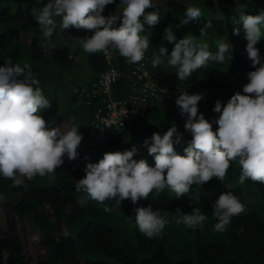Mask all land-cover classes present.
Returning a JSON list of instances; mask_svg holds the SVG:
<instances>
[{"label":"clouds","instance_id":"clouds-1","mask_svg":"<svg viewBox=\"0 0 264 264\" xmlns=\"http://www.w3.org/2000/svg\"><path fill=\"white\" fill-rule=\"evenodd\" d=\"M116 0H47L35 20L45 40H50L59 28L60 32L73 27L91 33L73 42L89 54L118 52L128 64L137 65L145 58L150 46L145 26L152 28L159 23V11L153 0H119L121 12L103 15L104 9ZM247 5L241 6L239 23L242 24L243 38L247 41V58L254 70L247 73L248 82L243 86V94L235 92L226 103L217 100L213 111L218 114L213 120L199 112L198 102L203 94L181 92L175 100L179 114L185 118V129L191 133V140L179 154L174 145L182 142V134L173 124L163 134L153 133L145 139L143 146L154 158V166L146 159H134L138 149L105 152L97 163H88L85 175L77 180L75 191L78 206H86L89 201L104 205L103 211L113 209L105 202L114 200L118 206L130 199L135 205L148 199L154 191L162 193L170 190L179 199L193 187L202 186L213 178L223 182L232 162L240 168L238 183L246 180L264 184V63L259 49L264 29V9L259 14H246ZM122 14V16L120 15ZM203 13L199 7L188 6L182 25L197 22ZM56 18H61L58 23ZM119 21V26L116 25ZM213 25L207 22L200 28V36L207 35ZM241 29L234 28L233 34L240 35ZM164 39L174 43L168 55L167 49L159 47V54L152 59L155 68L165 61L175 69L180 81L187 80L194 71L206 67L209 61L223 63L230 45L217 40V51L213 53L207 42H197L187 35L176 41L171 28L165 29ZM231 59V56H230ZM11 60L0 66V176L13 181V186H21L24 177L32 180L36 176L45 177L64 163V156L75 160L82 142V134L73 124L67 131L61 126H49L42 115L51 107V101L39 87L40 80L33 73L31 65L14 64ZM213 124L217 127L213 130ZM0 194V200H3ZM199 195L194 200L199 201ZM71 205L64 212L71 213ZM212 216L216 219L213 231L222 233L230 225L233 217L245 211V205L232 192L222 193L213 204ZM135 211V226L149 239L162 234L170 221L161 210H153L151 205L139 206ZM174 217L177 225L189 229L202 227L207 215L199 207L190 213L179 208ZM131 219V218H130Z\"/></svg>","mask_w":264,"mask_h":264},{"label":"trees","instance_id":"trees-1","mask_svg":"<svg viewBox=\"0 0 264 264\" xmlns=\"http://www.w3.org/2000/svg\"><path fill=\"white\" fill-rule=\"evenodd\" d=\"M195 3L203 13L202 17L194 23L182 25L181 20L185 18L186 8L189 6L185 0H163L164 10L161 11L159 23L152 27L154 35L160 39V44L167 49L170 55L174 43H169L164 39L165 29L171 28L176 41L187 35L198 36V30L211 21L212 38L224 37L230 44V56L243 66H246L248 72L254 70L252 62L247 58L246 42L243 38L242 24L239 23L241 6L246 4V14H259L264 9V0H188ZM47 0H0V66H5L8 60L14 64L24 63L31 65L33 73L40 80V85L47 99L51 101V108L57 109L58 98L56 95V85L49 83L52 66L64 69L70 72L74 77L78 75L75 70L78 64L75 58L76 54H81L86 60L89 68V75L84 81L79 83H89L105 66L103 57L100 53L89 54L83 51L77 43L75 51L72 50L73 42H78L84 36L90 35L86 30H77L73 27L60 32L59 28L53 34L50 40H45L35 20ZM107 6L102 13H107ZM61 22V18H56ZM241 29L240 35H234V28ZM29 31L31 34L28 35ZM264 32V29H262ZM20 36V40L16 42ZM201 41L205 42L200 36ZM213 45L212 44H209ZM261 62L264 63V35L258 42ZM212 47V46H211ZM215 53L216 47L210 48ZM150 55L149 67L152 71L160 74L168 83L179 82L173 80L172 76L165 71L161 64L155 68L152 67ZM114 65L118 69H127L128 63L124 58L115 57ZM220 63L209 61L206 67L200 68L192 73L185 81H181L179 92H184L185 84H196L211 89L214 95L222 94L224 83L216 78L215 70ZM79 65V64H78ZM248 82L244 80L243 86ZM115 96H125L129 89L123 77L116 80L113 84ZM178 97V96H177ZM177 97L173 98V105L168 106L165 102H158L152 110L148 111V116L141 121V129L136 131V125L132 122V117L126 121V124L119 131L109 129L104 131V135H96L83 140L84 150L80 156L82 163L73 162L63 158L64 163L58 167L54 173L45 177L36 176L32 180L24 177H18L23 180L21 186H13V181L4 179L0 176V194L4 199L0 200V209L3 214L0 222V264H112L105 258L80 257V252H102L104 255L119 261L121 264H264V216L255 210H247L244 213L232 218L230 225L222 233L213 231L214 224L217 222L212 216L213 204L222 193L232 192L239 197L242 186L249 185L255 188L264 199V184L254 183L246 180L243 185L238 184L240 168L238 163L232 162L228 169L225 179L232 177V182L224 189L216 188L207 191L216 178L203 184L202 186L193 185L190 192L181 196L179 199L170 190L165 189L162 193H151L146 200H141L133 204L130 199L121 202L119 208L123 211L135 238V245L138 248H149L156 244V248L148 256L137 260L130 252H127L121 245L113 243L114 228L110 222L99 218H84L83 206H78L76 201L78 195L75 191L77 180L85 175V167L88 163H97L103 157L105 152L131 150L133 145L137 146V154L134 159H146L148 163L154 166V158L142 150L140 147L145 139H149L152 134L159 133L163 135L168 129L157 130V125L150 123L151 119L159 113L156 118L159 121L164 119L174 122L178 133L182 134V142L175 144L176 151L183 155V148L191 140V133L188 132L185 125V118L179 114V109L175 104ZM68 104L76 102L80 112H84L90 119L95 108L94 102L88 106H80L74 93L68 94ZM67 102V101H66ZM210 100L206 103L208 106ZM173 107V108H172ZM205 106L200 113L205 118L208 117V111ZM50 108L42 113L44 119L50 124L54 118ZM65 113H70V107L62 109ZM161 113H166L170 118L161 117ZM136 116V115H134ZM138 117V116H137ZM216 117L210 119L213 120ZM58 121H62L59 119ZM90 122V120H89ZM144 122V123H143ZM73 123V122H71ZM74 124V123H73ZM51 127V126H50ZM217 127L213 124V129ZM170 128V127H169ZM79 132L82 126H79ZM82 134V133H81ZM199 195V201L194 197ZM116 203L114 200L105 203ZM71 205V213L64 212V207ZM151 205L153 210L163 211L168 209L176 212L179 208L184 213H190L194 207H205L207 211V232L208 240H204L196 230L193 234L195 245V259L191 257H182L172 260L166 254V246L157 237L147 238L139 232L135 226V211L139 206ZM40 210V211H39ZM48 210L52 214V219L58 232L54 233L44 227L40 231L44 237L47 254L43 258H36L31 261L23 250L25 246L27 222H39L40 228L43 219L47 218ZM49 218V217H48ZM131 218V219H130ZM50 220V219H49ZM75 225L74 235L62 228ZM197 229V228H195ZM23 234H22V232Z\"/></svg>","mask_w":264,"mask_h":264},{"label":"rangeland","instance_id":"rangeland-1","mask_svg":"<svg viewBox=\"0 0 264 264\" xmlns=\"http://www.w3.org/2000/svg\"><path fill=\"white\" fill-rule=\"evenodd\" d=\"M154 4L156 5V9H147L146 11H159V15L161 14V11L164 10V4L163 0H153ZM186 4L191 6L195 5V3L190 2L188 0H185ZM108 9H110L112 12L118 14L121 12V7L119 5V0H116L114 4H110L107 6ZM122 16V14H120ZM119 26V24L115 25ZM146 30L144 34L149 35V40H150V46L148 49V52L150 55L155 57V55L159 54V47L162 46L160 44V39L157 38L154 33L152 32V28H148V26H145ZM203 28V27H202ZM207 35L201 36L202 38H207L203 39L205 42L210 45L209 48L216 47V41L217 40H222L226 42L224 37H215L212 38L213 30L212 28H209L206 30ZM28 35L31 33L29 31ZM197 42H200V29L198 30V36L195 37ZM20 40V36L18 39L15 41L18 42ZM244 41L247 44V41L244 39ZM228 43V42H226ZM230 45V44H229ZM212 46V47H211ZM256 47L259 49V45L257 44ZM225 61L223 63H220L219 66H217L215 70V75L216 78L220 79L224 83V88L222 90V94L220 91V95H214L213 91L211 89L202 87L201 85H196V84H185V90L189 94H203V99L198 102V109L199 112L203 110V108L206 106L207 111H208V120H210L212 117H217L218 114L213 111L215 102L217 100H220L222 103H226L227 100L237 91H240L241 94H243L242 91V83H244V80L247 79V73L248 70L246 66H243L239 62H236V60L231 56L230 59V51L229 53L225 54ZM75 58L78 61V64L75 68L77 70L78 75L74 77L70 72L64 70V69H59L58 67L52 66L51 71L49 72L50 79L49 83L55 84L56 85V95L58 98V104H57V109L58 110H53L50 107V112L53 115L54 118H59L62 121L54 120L50 126H56L60 127L62 131H67L71 128L73 123L79 128V126H82V142L78 148V157L75 160H69L67 156L65 155L64 157L73 162H79L80 164L82 163V160L80 158L81 154L84 153V147L82 146L83 140L88 141L90 137L98 135H104V131L100 130H94L91 128L90 125V117L88 115H85L84 112H80L78 110L77 105H75L74 102H71L68 104V99L67 96L68 94L71 93L72 87L74 83L79 82V81H84L87 76H91V73L89 75V68L86 64V60L83 55L81 54H76ZM166 69L165 71L168 72L173 80H177L181 83L180 80H178L176 74H175V69L171 68L170 66L167 65V62L165 61L164 64H162ZM210 100V103L207 102ZM67 101V102H66ZM70 107L71 112L70 113H65L62 111V109ZM156 115L151 119L150 123L156 124L157 125V130L158 131H163L165 129H168L171 127L174 122L168 121L166 119L159 121L158 118H156ZM132 117V122L136 125V131H139L141 129V121L139 118L136 116H131ZM129 117V119L131 118ZM161 117L163 118H170L169 115L166 113H161ZM73 122V123H71ZM216 127L213 129L215 130ZM151 142H149L150 144ZM140 143H137L135 147L140 146ZM134 146V145H133ZM142 150H146L147 148L143 146L140 147ZM232 177L228 179H224L223 182L219 181L216 179V181L210 185L207 188V191H211L216 188L224 189L227 186H229L232 182ZM239 184V183H238ZM79 196V195H78ZM240 201L245 205V211L247 210H255L259 212L262 216H264V199L260 195V193L253 187L249 185H243L242 186V191L238 197ZM109 207H111L113 210L110 213H105L103 211L104 205H101L95 201H89L86 206H83L84 208V218H99L104 221L110 222L111 225L114 228V239L113 243L117 245H121L127 252H130L137 260L141 259L142 257L148 256L151 254V252L156 248V244H152L149 248H138L135 245V238L133 235V230L131 229L123 211L119 208V206L112 202V203H106ZM201 212L205 215H207V211L205 207H201ZM40 211V210H39ZM163 214L166 215V218L170 221L168 225L165 226L162 234L158 236V240L161 241L165 244L166 246V254L167 256L172 259H179L182 257H191L195 259V245L193 241V234L197 230L198 233L202 236L204 240L209 239V235L207 232V226L206 222L202 227H198L197 229H189L186 228L183 225H177L175 223L174 217L176 215L175 212H171L170 210L166 209L163 211ZM49 217V218H48ZM3 214L0 209V222H2ZM50 219V220H49ZM52 219V214L48 210V215L47 218L43 219H38V220H43L42 221V226L40 228L39 222L33 221V219L30 220V222H27V229H26V240H25V246L23 247L24 252L26 255L29 257L31 261H34L36 258H43L47 254L46 250V244L44 242V237L40 233L44 227H47L53 231L54 233L58 232V228L54 224ZM207 221V220H206ZM75 225H70L68 227H63L62 229L70 232L71 234L74 235L75 233ZM22 232V231H21ZM23 234V232H22ZM87 255L88 257H96V258H105L109 260L112 264H121L119 261L112 259L106 255H104L102 252H80L79 256H85Z\"/></svg>","mask_w":264,"mask_h":264},{"label":"built area","instance_id":"built-area-1","mask_svg":"<svg viewBox=\"0 0 264 264\" xmlns=\"http://www.w3.org/2000/svg\"><path fill=\"white\" fill-rule=\"evenodd\" d=\"M110 14L116 13L108 9L105 16ZM100 54L104 60V68L97 72L89 83L74 84L72 87V93L80 106L85 107L93 102L95 104L90 119L92 129L119 131L129 117L137 115L140 121H144L148 111L152 110L156 103L165 102L172 106L173 98L180 94L179 82L168 83L160 74L150 69L148 51L140 64H128L127 69H118L114 65L113 60L119 57L118 52L110 50L107 55ZM121 77L126 81L129 91L125 96L119 97L115 96L113 84Z\"/></svg>","mask_w":264,"mask_h":264}]
</instances>
